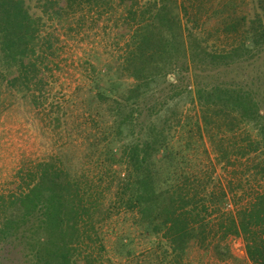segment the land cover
Here are the masks:
<instances>
[{
    "label": "trees",
    "instance_id": "16d2710c",
    "mask_svg": "<svg viewBox=\"0 0 264 264\" xmlns=\"http://www.w3.org/2000/svg\"><path fill=\"white\" fill-rule=\"evenodd\" d=\"M118 1L127 8L123 31L130 41L114 68L104 74L93 70L87 98L91 108H107L113 123L105 128L106 173L90 177L84 168L72 172L55 160L21 176L20 193L0 197V264H83L87 241L98 242L96 226L122 210L137 213L149 236L169 237L176 259L195 243L205 247L214 235L221 242L242 239L249 261L264 264V193L243 209L227 211L235 192L232 182L229 188L216 183L213 160L207 169L196 170L190 159L195 135L210 157L204 133H211L219 164L249 161L245 175L252 172L264 180V108L252 82L224 75L264 57V0L254 18L229 17L219 24L218 37L207 38L198 30L208 24L198 16L189 18L199 0ZM111 2L0 0V54L2 65L15 73L12 89L24 88L38 103L47 101L46 59L38 54L47 23L81 12L82 26L86 14L100 18ZM221 35L230 43L219 49ZM44 43L52 52L51 41ZM123 79L134 85L124 88ZM162 85L159 92L156 87ZM182 102L198 106L195 121L190 116L183 120ZM53 107L62 110L57 102ZM60 121L57 117L55 123ZM186 130L190 142L176 150L171 144ZM118 246L121 255L131 254L125 240Z\"/></svg>",
    "mask_w": 264,
    "mask_h": 264
},
{
    "label": "rangeland",
    "instance_id": "374dc122",
    "mask_svg": "<svg viewBox=\"0 0 264 264\" xmlns=\"http://www.w3.org/2000/svg\"><path fill=\"white\" fill-rule=\"evenodd\" d=\"M179 1L186 3L188 0ZM259 1L199 0L196 3L197 11H190L189 18L198 16L201 24H208L207 28L201 27L198 34L200 32L206 38L209 34L218 37L216 30L219 24L229 17L254 18ZM111 6L109 11L101 10L100 18L86 14L82 26L81 12L64 16L53 23L46 22L47 29L42 33L38 54L46 59L42 73L46 80L47 101L38 103L35 94L24 88L12 89L9 84L15 73L2 65L0 54V197L19 194L21 176L34 173L39 164L55 160L63 161L64 166L72 172H81L84 168L90 172V177L106 173L105 157L102 156L107 144L104 141L105 128L113 127V123L108 117L107 108H91L87 98L93 70L104 74L114 68L130 41L123 31L127 8L121 6L118 0H112ZM225 10L227 12L223 13ZM220 37V41L216 42L217 47H227L230 42L224 36ZM45 39L54 45L52 52L46 51L43 46ZM251 62L241 64L234 68L235 71L224 75L229 76L228 80L252 82L254 95L264 108V57ZM10 73L12 75H8ZM171 80L175 83L176 77L172 76ZM121 84L124 88H130L134 82L123 79ZM32 88H35L34 85ZM156 88L162 92L165 87ZM193 89L191 86L189 90ZM55 102L62 107L60 113L54 110ZM181 110L183 120L187 116L194 121L198 118L199 108L196 104L184 105L182 102ZM57 117L61 119L59 125L55 123ZM242 130L251 133L253 139L257 140V134L250 127ZM204 134L210 157L205 155V148L195 135L190 159L196 170L201 167L207 169L213 160L216 164L213 175L216 183L219 181L223 188H229L228 183L232 182L235 189L227 211L247 207L257 195L264 193V180L255 178L251 171L245 175L251 165L249 161L233 159L234 166L229 167H224V163L219 164L215 146L210 141L212 135ZM189 135L187 130L180 131L171 146L183 150L190 142ZM109 138L111 140L113 136ZM94 147L99 149L95 150ZM252 159H256L255 154ZM98 162H101V167L97 165ZM96 228L97 236L94 238L98 242L92 244L87 241L81 257L83 264H86L88 255L92 256L91 264H252L247 258L242 239L229 238L221 242L214 235L205 247L195 243L186 256L176 259L168 246L169 237L165 234L159 237L146 234L139 215L131 211L122 210ZM213 232L216 233V230ZM122 239L130 255L120 254L118 245Z\"/></svg>",
    "mask_w": 264,
    "mask_h": 264
}]
</instances>
